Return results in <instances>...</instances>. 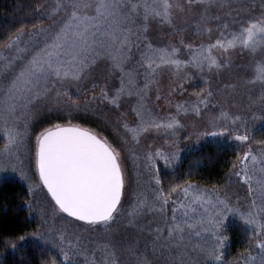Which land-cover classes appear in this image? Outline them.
Returning a JSON list of instances; mask_svg holds the SVG:
<instances>
[{
  "label": "snow or ice",
  "instance_id": "snow-or-ice-1",
  "mask_svg": "<svg viewBox=\"0 0 264 264\" xmlns=\"http://www.w3.org/2000/svg\"><path fill=\"white\" fill-rule=\"evenodd\" d=\"M35 12L30 30L21 25L0 43V174L26 186L21 208L36 222L30 232L6 238L5 248L23 252L38 242L40 264H81V257L83 264H121L125 252L135 264H225L227 222L236 216L248 233L240 259L264 264V139L253 135L264 120V0H41ZM151 22L169 28L163 46L150 39ZM184 50L188 57L181 59ZM233 53L250 57L251 74L221 84L215 77L231 68ZM165 69L172 76L166 91L159 80ZM190 69L201 85L174 103L195 79ZM257 84L259 96L248 88L249 103L238 111L221 106L219 115H206L209 105L220 104L217 96L237 108V89ZM123 99L134 101L135 119L134 126L123 122L119 143L73 123L94 102L119 110ZM161 100L170 109L164 114L154 107ZM42 104L63 115L33 132ZM189 113L204 119L181 139ZM161 134L166 148L142 144ZM204 137L243 147L228 182L207 187L189 179L166 188L161 168L174 169L181 144ZM125 149L136 162L139 189L127 207ZM233 182L245 196L233 199ZM117 223L135 231L130 245L117 240ZM141 237L144 252L135 247Z\"/></svg>",
  "mask_w": 264,
  "mask_h": 264
},
{
  "label": "trees",
  "instance_id": "trees-1",
  "mask_svg": "<svg viewBox=\"0 0 264 264\" xmlns=\"http://www.w3.org/2000/svg\"><path fill=\"white\" fill-rule=\"evenodd\" d=\"M51 0H49L50 2ZM41 0H0V43L7 40L8 36L14 33L21 25L28 26L29 30L33 23L36 22L37 13L35 6ZM170 38L169 28L161 25V44L163 46ZM189 39L195 40L196 36L192 35ZM180 56H188L187 50H184ZM167 72L165 69L161 74L160 87L167 90V86L171 81V76H164ZM155 91V90H154ZM154 99V94L152 93ZM155 101V99H154ZM126 104L118 112L123 113ZM109 111V106L105 108ZM99 110V109H98ZM97 110V111H98ZM128 117H115L110 119L106 111L101 113L91 112L87 117L79 118L78 113L75 114L73 123L80 124L84 127L95 130L107 136L110 141L116 142L115 129L119 130L120 136L124 134L123 122ZM120 122V127H117V121ZM54 122H57L56 120ZM49 124V123H48ZM115 128V129H114ZM114 129V130H113ZM264 125L253 132L257 139H264ZM163 141L166 138H161ZM4 141L0 137V144ZM242 150L231 141L214 140L210 143L200 145L193 151H188L181 155V161L175 168H161V176L164 180L165 187L183 182L184 180H192L200 186L211 187L212 185L224 186L228 182V173L231 169L232 162ZM140 154L139 152L137 153ZM124 163L127 170L126 186L130 187L131 182H137L136 165L131 161L132 153L125 149L123 153ZM236 181V177L231 178ZM233 199L236 195L243 197V187L233 182L229 183ZM25 185L20 181L12 178L0 179V264H40V261L45 257L40 252V245L37 242L36 246L31 244L25 245L23 252H13L6 249L3 241L11 236L30 232L36 222L30 219L27 211L21 208L22 196L24 195ZM244 191L245 187H244ZM227 234L229 240L224 249L225 264H243L240 259V254L248 246L247 228L236 216H230L227 222ZM130 245L128 243H123ZM137 246V245H136ZM141 252V249H140ZM255 254V250H253ZM126 261V257H121V264ZM162 264L161 261H158ZM155 263V264H158Z\"/></svg>",
  "mask_w": 264,
  "mask_h": 264
},
{
  "label": "rangeland",
  "instance_id": "rangeland-1",
  "mask_svg": "<svg viewBox=\"0 0 264 264\" xmlns=\"http://www.w3.org/2000/svg\"><path fill=\"white\" fill-rule=\"evenodd\" d=\"M50 3H51V1H50ZM232 6L235 7V4H233ZM149 36H150V39L155 41L160 46V44H161V25H159L158 23H155V22H151L150 23V28H149ZM187 57L188 56H180L179 58L185 59ZM249 60H250V57L247 54L238 55L237 53H233L231 68L222 71L219 74V76L215 77L216 80H218L221 84H223V83L235 82L237 77H240V78L249 77L251 73H250V70L246 67L248 65V63H249ZM189 71L192 73V75L195 77V79L190 81L188 84H186V87L188 88V92L187 93H185L183 95H176L174 97V101H173L174 103L176 101H183L185 99H188L191 96L192 89L194 87H197V86L201 85V81L199 79V75H198L197 71L195 69H190ZM97 74L98 75L103 74V68L99 69ZM168 75L171 76V73L168 72V71L164 73L165 77H167ZM160 77H162V74L160 75ZM171 79H172V76H171ZM248 88H251V90H252L251 94H252L253 98H256V97L259 96V94H260L259 84L255 85V86L249 85V86H247L245 88H238L237 92L234 94L235 95V99L240 102L238 104L237 108H230V105L228 103L224 102L223 97L217 96L215 99L219 100L220 104H215V102H214V104L209 105L208 109L206 110V115L209 114V113L212 114V115H219L220 110H221V106H223V108L225 110H228L230 112L231 111H238L240 109V107H242L243 105H247L249 103V101L247 100ZM152 93L154 94V99H155V91H154V89H153ZM152 93H151V95H152ZM154 99H153V101H154ZM133 102L134 101H131V100H128V99H123L122 100V105L126 104V108L123 109V113H128V115L126 117L129 118L128 120H129L130 126H134V125H132L131 122L135 119L134 114L130 112V107H131V104ZM155 105H158L156 110L161 112V114H164V113H166L167 111L170 110L168 105L163 100H161L159 102H155L154 107H155ZM49 106H50L49 104H42L40 106V108L38 109L36 118L33 120L32 124H31V128H32L33 132L39 131L42 127L47 126L48 123L54 122L57 117H60V116L63 115V113L57 112L55 110L49 112L48 111ZM107 106H109V111L105 109V108H107ZM103 111H106L108 117L110 119H112V120H114V118L116 116L117 117H121V116L118 115V110H116L113 105H111L110 103H107V102H104V103L94 102L91 105V108H90L89 111H86V112L85 111H81V112H79L78 113V117L79 118H84V117H87V115L90 114L91 112L101 113ZM259 114L260 113L258 112V115ZM203 119L204 118H201V117H195V115L193 113H189L186 116H184L183 119H182V123H185L186 125H188V127L185 130H182L180 132L181 139L185 135L186 131H190L191 130L190 125H191V123L193 121H196L198 124H200V123H202ZM263 125H264V120L257 121L255 123V127L253 129V132L256 129H258L259 127L263 126ZM115 130H116L114 132L115 133V137H116L115 141H116V143H119V139H118V137L120 136V134L118 132L119 130H117V129H115ZM200 130H204V129L201 127ZM209 130H211V129H209ZM146 135H148V134H146ZM151 135H155V134H151ZM0 137L3 139L2 133H0ZM162 137H164L163 134H161L160 136H156L155 139L142 138V144L151 145L153 147L164 146L166 148L167 145L165 143V140L163 141L161 139ZM193 139H195V138H193ZM214 140H228V141H231L233 144L237 145L243 151V147L239 146V142L231 140V139H228L226 137H204V138H202L199 141V143H192L188 147H185L184 144L182 143L181 147H182L183 151H182L181 155H183L184 153H186L188 151H193L196 148H198L200 145L205 144V143H210V142H212ZM131 161L134 163V165H136V162L133 160V157H131ZM136 169H137V167H136ZM5 178H12V179H16V180L19 181V178L15 177L11 173L0 174V179H5ZM146 178L147 177H145V179ZM245 190H246V188H245ZM138 191H139V189L137 187V182H135V180H133L131 182V186L130 187L126 186L125 198H124V202H125L126 207L132 200L135 199L134 193H136ZM242 191H243L242 192L243 195L245 196L246 195V191H244V187H243ZM30 219H32V218H30ZM113 228L119 229V231L117 232V235H116V238H117L118 241H120L122 244L123 243L131 244V241H132L133 237L136 235L134 230L124 231L122 223L114 224ZM146 242H147L146 239L144 237H141L140 238V243L137 246H135V247H138L139 251L141 249V252H144L145 243ZM121 257H126V261L123 262L122 264H135L134 257L129 255L128 253H126V252L122 253L121 256H120V260H121ZM149 258H152L150 252H149ZM79 259L81 260V264H83V258L81 257ZM158 261L159 260H154V264L157 263ZM158 264H159V262H158Z\"/></svg>",
  "mask_w": 264,
  "mask_h": 264
}]
</instances>
